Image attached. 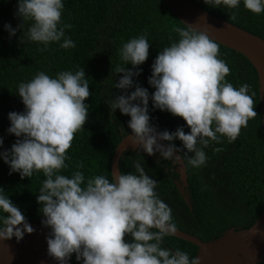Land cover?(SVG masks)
<instances>
[{
  "label": "clouds",
  "instance_id": "clouds-1",
  "mask_svg": "<svg viewBox=\"0 0 264 264\" xmlns=\"http://www.w3.org/2000/svg\"><path fill=\"white\" fill-rule=\"evenodd\" d=\"M17 3V15L33 21L28 40L44 45L63 40L60 47L64 49L76 46L65 36V29L72 25L62 22L63 0ZM204 3L238 9L241 0ZM243 5L254 14L264 13V0H243ZM235 15L231 13V18ZM4 27L10 36L15 35L17 29L11 24ZM175 31L179 39L163 47L151 65V94L133 80L141 74L138 66L149 56L147 36L141 34L123 43L119 49L123 66L115 70L123 75L114 88L125 92L108 103L112 111L119 109L130 116L131 134L127 137L134 148L148 155L159 153L163 160L173 162L186 158L188 165L199 169L208 159L204 149L213 142L222 143V137L234 142L241 129L258 115L257 103L251 85L244 83L237 88L226 80L231 70L220 58V42L208 28L187 24ZM129 63L132 68L124 66ZM134 85L135 90L127 92ZM18 94L24 111L8 113L7 129L17 139L9 149H3L0 136V158L9 165L10 174L18 172L21 178L43 173L37 203L41 205V223L50 229L46 238L50 257L59 264H68L73 254L82 264H200L198 256L162 246L165 237L176 234L177 228L172 209L156 191L158 181L147 174L142 162H133L134 172L111 171V179L102 174L86 178L82 171L71 176L61 174L68 167L65 161L75 134L88 121L86 101L91 91L83 67L58 72L55 78L40 71L18 85ZM150 98L154 109L182 118L190 131L185 132L184 126L175 131L158 130L151 123ZM176 139L182 142V148L172 143ZM33 232L25 215L0 186V241L12 237L19 241L25 233Z\"/></svg>",
  "mask_w": 264,
  "mask_h": 264
},
{
  "label": "trees",
  "instance_id": "trees-1",
  "mask_svg": "<svg viewBox=\"0 0 264 264\" xmlns=\"http://www.w3.org/2000/svg\"><path fill=\"white\" fill-rule=\"evenodd\" d=\"M191 1L212 15L264 40V13L257 15L245 9L243 0L238 9L213 7L205 4L204 0ZM63 3L62 22L72 25L70 29H65V36L74 41V48L60 47L63 40L48 45L28 40L27 32L33 21L22 20L17 15V0H0V136L4 140L3 149H9L17 139L7 131L10 126L8 113L24 111L18 85L31 80L40 71L55 78L58 72L76 71L83 67L91 91L86 101L89 104L88 121L84 129L75 134L68 150L69 159L65 161L68 167L61 174L71 176L75 171H82L86 178L102 174L111 179L113 150L123 136L131 133L128 128L130 116L122 114L119 109L112 111L108 103L125 92L114 88L123 75L115 71L118 65L123 66L119 49L133 37L147 36L149 56L145 63L138 66L142 69L141 74L133 80L151 94L154 88L149 85L148 77L157 53L179 39L175 31L177 27L186 26L162 0H63ZM233 12L236 13L235 19L231 18ZM6 24L17 29L15 35L10 36L4 27ZM19 24L23 27L17 28ZM220 58L231 70L226 77L228 82L237 88L244 83L251 85L258 115L249 120L234 142L229 143L222 137V143L213 142L205 148L208 159L199 169L191 167L186 158L183 159L187 174L184 190L191 208L175 184L179 177L172 160H163L159 153L151 158L136 150L123 152L119 159V171L125 174L135 171L132 167L134 161L142 162L147 174L158 181L156 191L172 209L176 227L202 241L218 238L231 227H249L264 206V131L257 73L245 56L226 46L220 45ZM124 66L132 68L130 63ZM134 90L135 85L127 92ZM149 114L151 123L158 130L175 131L177 127L184 126L185 132L190 131L182 118L154 109L151 98ZM172 143L183 147L179 139ZM214 148L223 150L214 152ZM81 163L83 168H78ZM43 179L42 172L34 173L31 178H21L18 172L10 174L9 165L0 158V186L27 221L41 225L43 215L39 212L41 205L37 203V195ZM162 246L173 250L180 248L190 257L197 253L195 245L173 235L165 237ZM68 264L82 262L77 261L73 254ZM256 264H264V259Z\"/></svg>",
  "mask_w": 264,
  "mask_h": 264
},
{
  "label": "water",
  "instance_id": "water-1",
  "mask_svg": "<svg viewBox=\"0 0 264 264\" xmlns=\"http://www.w3.org/2000/svg\"><path fill=\"white\" fill-rule=\"evenodd\" d=\"M167 9L187 27L208 28L209 33L220 45L233 49L254 67L259 80L261 118L264 131V40L259 36L238 27L203 10L191 0H162ZM129 135L131 133H128ZM127 134V135H128ZM123 136L113 150L110 161L111 171L119 173V159L123 152L142 149L134 148L127 137ZM160 143L167 145L166 141ZM178 154V153H177ZM155 158V155H148ZM178 175L175 184L186 204L191 208L189 197L184 188L187 186L186 167L183 159L174 162ZM28 223L34 232L25 233L19 241L15 237L0 241V264H59L47 253L49 230L35 222ZM177 228V227H176ZM258 228V232H253ZM173 236L188 241L197 247L195 256L200 257V264H256L264 259V206L256 220L247 228H228L218 238L202 241L199 237L177 228Z\"/></svg>",
  "mask_w": 264,
  "mask_h": 264
}]
</instances>
